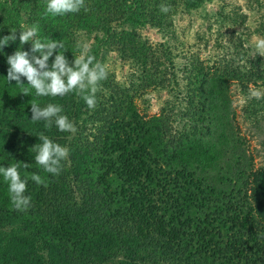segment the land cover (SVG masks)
<instances>
[{"label": "trees", "instance_id": "obj_1", "mask_svg": "<svg viewBox=\"0 0 264 264\" xmlns=\"http://www.w3.org/2000/svg\"><path fill=\"white\" fill-rule=\"evenodd\" d=\"M211 1L85 0L78 13L43 18L45 0H0V39L17 29L0 50V167L21 163L22 179L35 172L48 184L29 180L31 207L20 212L0 176V264H264V168L255 167L231 93L236 85L250 125L264 121V92H252L264 88V56L225 24L216 31L229 36L213 59L189 47L183 54L176 21L209 19ZM220 11L215 23L231 20ZM37 22L41 38L64 42L70 62L88 39L98 62L114 55L128 66L117 81L106 65L95 109L74 92L37 98L41 107L61 105L75 133L33 123L34 92L7 82L20 26ZM147 29L161 40L151 42ZM147 90L168 94L158 115L137 107ZM40 132L69 149L59 176L36 166Z\"/></svg>", "mask_w": 264, "mask_h": 264}, {"label": "clouds", "instance_id": "obj_2", "mask_svg": "<svg viewBox=\"0 0 264 264\" xmlns=\"http://www.w3.org/2000/svg\"><path fill=\"white\" fill-rule=\"evenodd\" d=\"M85 8V0H45V7L42 13L43 18L63 17L68 14H75ZM159 9L162 13L168 14L172 10L171 5L161 4ZM39 22L31 26H20L19 41L21 50L8 56L7 82H16L21 89V94L28 96L34 92L31 104V121L45 122V129L51 130L55 127L60 132L75 133L76 128L63 114L64 109L59 104L48 103L41 107L37 98L39 97H63L69 93L80 96L89 109H95L97 105L96 94L100 90L101 82L108 78L107 66L98 62L96 58L89 55L88 46L77 43L80 50L79 55H74V60L69 61L63 51V41L53 40L51 37L39 36ZM11 35L0 39V50L6 47L9 42L17 40V29H11ZM31 43L30 51L22 50L23 45ZM58 53V54H57ZM55 54V55H54ZM54 60L49 65V60ZM24 79L27 86H24ZM258 95V93H257ZM41 143L36 144L31 151L35 152L36 166L45 174L59 176L63 169V161L69 156V149L53 142L43 132L37 135ZM25 169L29 164H22ZM21 163L11 166L0 167V176L8 185V194L11 206L14 210L24 212L31 207V196L25 195L29 180L38 186L47 187L46 176L35 172H25L21 178L19 168Z\"/></svg>", "mask_w": 264, "mask_h": 264}, {"label": "rangeland", "instance_id": "obj_3", "mask_svg": "<svg viewBox=\"0 0 264 264\" xmlns=\"http://www.w3.org/2000/svg\"><path fill=\"white\" fill-rule=\"evenodd\" d=\"M223 10L224 14H228L231 20L224 23H215L214 20L219 21L216 13ZM207 16L204 19V13L192 14L178 19L175 23L178 28L176 35L183 43V50L189 47L193 52L200 55L203 60L209 61L214 58V55L220 53V44H224L225 37L229 34L219 36L223 33V29L216 31L217 27L225 24L226 28L233 29L241 37L247 39L245 45H250L254 50H257L264 56V0H212L208 2L205 8ZM235 19V20H233ZM209 26L211 29L209 30ZM143 35L149 38L153 43L160 41V35L154 30H144ZM225 36V37H224ZM85 40L86 45L90 44L92 40ZM186 50L183 51V54ZM177 61L180 63L182 57H178ZM106 65L114 72L117 81L125 80L128 75V66H121L120 63L112 55L107 61ZM253 94H261L264 88L253 89ZM231 93L233 99V107L237 114L238 127L242 135L248 141L249 151L253 156L255 167L264 168V147L261 145L264 138V121L259 125L249 124L243 117V108L245 101L238 93L237 86H231ZM168 100L166 91H150L147 90L142 100L137 101V107L140 113H145L146 116H154L160 113L164 103Z\"/></svg>", "mask_w": 264, "mask_h": 264}]
</instances>
